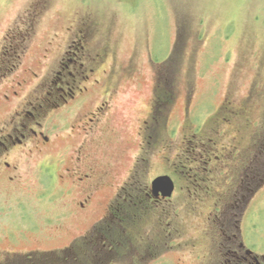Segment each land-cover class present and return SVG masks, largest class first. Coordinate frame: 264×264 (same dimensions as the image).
<instances>
[{"label": "rangeland", "instance_id": "374dc122", "mask_svg": "<svg viewBox=\"0 0 264 264\" xmlns=\"http://www.w3.org/2000/svg\"><path fill=\"white\" fill-rule=\"evenodd\" d=\"M43 6L45 9L38 16L34 15L35 10L41 11ZM80 24L81 29L90 27L85 49L75 48L78 37L75 39L74 33ZM11 34H24L25 51L22 53L21 48L17 54L15 46L7 47L0 53V66L10 56L16 69L9 75L8 84L26 80L18 86L24 87L19 92L25 100L33 96L34 88L44 78L56 75L61 66H70L67 72L83 62L85 68L96 66V70L88 82L81 78L76 83L62 75L59 78L64 82L59 81L51 90L47 88L46 94H53L52 101L58 97L62 86L66 90L75 86L76 92L87 87L72 99L74 103L62 101L58 108H48L50 116H46L44 127L40 129L47 133L54 131L50 133L53 136L59 134L53 144L42 152L33 153L21 147L17 153L19 158L12 161L18 168V177L10 179L8 173L0 174V264L9 261L44 263L58 260L62 254H68V260L79 259V255L74 256L65 249L76 237L91 232V225L103 224L104 214L109 218L114 189L96 194L90 208H78L77 201L83 200L85 194L83 183L88 181L81 185L71 182V178H61L66 174L64 167L71 166V157L79 142L78 136L70 135L74 120L89 115L105 100H112V115L103 126L106 133L101 132L90 150L98 165L119 161L112 181L121 185L142 151V120L152 108L158 91L156 80L164 72L175 85L176 98L168 110L162 138H169L173 145L167 150L161 140L150 149L147 168L148 175L154 178L152 182L167 170L176 171L172 173L177 184L175 204L183 205L184 196L192 194L191 183L197 171L188 168L201 163L204 154L201 147L180 152L182 135L194 130L211 132L214 114L227 94L232 96L235 107L245 108L234 119V126L226 129L222 136L225 143L234 141L235 130L232 133L230 130L240 129L234 142L240 147L234 159V164L238 165L234 167V176L240 180L241 175H250L246 166L251 160L259 168L264 165V157L257 152L253 156L255 151L251 150L264 142V0H0V50L4 49L5 37ZM101 49L107 50L105 62L93 64L90 55ZM111 71L110 79L108 72ZM54 80L58 81V77ZM20 104L18 100L15 106L5 104L0 97V126ZM188 125L193 130H185ZM178 152L180 156L176 157ZM162 156L168 157L167 164ZM48 162L44 170L43 164ZM188 174L190 180L185 178ZM63 181H67L65 184L69 187L63 185ZM250 181L257 184L256 190H250L246 181L248 184L245 183L238 194L237 209L239 216L244 217L243 232L250 236L256 251L264 252V178ZM22 203L23 210L19 207ZM211 203L203 206L201 214L193 216L188 212L190 218L183 215L179 219L181 223L185 219L188 230L185 239L193 233L191 240L198 241L197 252L208 246L210 237L203 229H212L208 219ZM8 206L12 209H3ZM22 211L32 221L23 219ZM119 223H104L110 226V231L105 238H96L101 246L93 245L92 252L98 254L107 252V244L118 248L111 251L113 254H105L108 256L102 259V264H123L124 260H129L125 248L118 243L120 235L112 234L120 233ZM93 232L89 234L90 239L97 236ZM174 251L173 254L165 252L163 258L172 264H177V258L181 257V264H205V259L195 257L186 245ZM65 257L62 259L67 260ZM83 259L98 264L88 255Z\"/></svg>", "mask_w": 264, "mask_h": 264}, {"label": "flooded vegetation", "instance_id": "af4514ba", "mask_svg": "<svg viewBox=\"0 0 264 264\" xmlns=\"http://www.w3.org/2000/svg\"><path fill=\"white\" fill-rule=\"evenodd\" d=\"M45 7L43 6L41 11L39 9L35 10L34 15L38 16ZM31 25L33 26V23ZM82 25H86V23ZM89 28L81 29L80 24L78 30L74 33L75 39L78 37L77 44L75 40L72 41L76 44L75 48L85 49L84 42L88 47L90 39ZM5 38V50L7 47L11 49L16 46L15 53L18 54L21 48L23 50L22 53H24L25 48L23 49V45L26 42L24 34H11L9 38L8 36ZM8 40L12 41L9 42ZM22 53L19 57L22 56ZM89 53L87 52V55ZM73 55H76L75 51ZM106 55L107 50L101 49V51L91 54L90 57L93 64H101L105 62ZM12 63L9 56L3 66H0L1 102L13 104L12 106L16 105V100L21 103L12 116L0 126V174L8 173L10 179L18 177L16 174L18 168L12 161L19 158L17 153L21 147H24L25 152L33 153L36 150L42 152L59 137L58 133L55 136L50 134L54 132L52 130H48L50 133H47L40 129L44 127L46 116H50L47 114L48 108H58L61 106L60 103L62 101L69 104L73 101L72 99H76L79 92L87 89V87L79 88V92H76L75 86L68 87L67 90L62 86L59 89L60 93L58 97L51 101L53 94L52 92L46 94L47 88L51 90L59 81L64 82L62 78H59L62 75L76 83L81 78L83 81L88 82V79H91L92 74L96 70V66H86L85 68L83 62H80L81 65L72 70L69 69L67 72L66 70L70 66L67 64V66H61L56 75L50 79L44 78L41 84L36 89L34 88L36 93L32 92L33 96L25 100V98L20 96V92L24 87L20 88L18 86H22L26 80H18L16 83L8 84L9 75L16 69V66H12ZM36 74L33 73L34 76L38 75ZM108 76L111 79L112 71L108 72ZM55 77H58V81L54 80ZM167 77V72H164L156 80L158 83L157 95H155L154 103L148 116L142 120V151L135 160L130 173L126 176L127 178L121 182V185L112 181V174L116 172V164L118 165L119 161L118 163H116L117 161L115 163L109 162L106 166L98 165L95 156L90 150L91 145L101 137L103 126L112 115L114 109L112 100H105L100 105H97L94 111L89 112V115L78 116L74 120L75 124L72 125V133L70 135L78 136L79 142L74 155L71 157V166L66 165L64 167L66 174H62L61 178H71V182L76 184L88 181L83 183L85 184L82 188L83 192H85L83 200L77 201L78 208L82 210L90 208L96 194H100L104 189H114V194L110 198L111 203H114L111 204L109 218H107L108 215L105 216L104 214L101 220L103 224L97 223L91 225L90 229L92 228V231L89 233L85 232L83 235L76 237V240L72 241V245H67L65 252L71 251L74 256H78L79 251L84 250L86 254H91L90 257L96 260H93V263L98 261V264H102V259L106 260L108 256L105 254H113L112 252L117 247L114 244L112 247H110L111 245H106L105 250L107 252L98 254L95 251L92 252V249L95 250L93 245L96 243V245L101 246V244H98L96 238H103V236L105 238L106 233L110 231V226L104 223L119 221L121 234L119 233L120 239L118 243L125 248L126 256H129V260H124L123 264H170L171 261L163 258L162 255L167 251L173 254L174 250L180 249L185 245L191 249V252L195 253V257L197 256L202 260L205 259V264H264V252L256 251L250 236L245 235V232H243L242 220L244 217L239 216L237 209L239 192L244 189V184H248V182L250 190H256L255 186L257 184H254L250 180H255L256 177L258 179L264 178V176H258V174L264 173V165H262V168H259V165H255L254 161L251 160L246 166V170L249 172L245 170L250 175H241L240 180L237 175L234 176V167H238L237 164H234V159L240 150L238 144L234 142L240 135V129L230 130V133L235 130V135L232 139L234 141L225 143L222 141V136L226 134V129L234 126V119L245 108L235 107L232 96L227 94L217 112H215V116H211V118L213 117L211 132L206 133L205 130L203 132L194 130V132H185L182 135L179 146L180 152L182 150L190 152L191 148L193 151H196L198 147H201L204 152L201 163L188 168L191 171L197 172L194 174L196 177L195 181L190 182L193 192L190 195L184 196L186 198L184 204L179 206L177 202L176 204L174 203L177 184L172 175V173H176L173 168L163 173L172 177L174 181L173 193L167 196L161 190H154L152 182L154 178L148 175L147 168L149 151L160 143L161 140H163V144L166 143L167 150L173 145L169 138H162V131L166 127L167 117H169L168 110L176 98L175 85L169 82L170 79L168 80ZM110 79H107V81ZM96 81L99 82L100 80ZM65 83L69 84L70 82ZM169 87H172V90ZM39 117H41L40 121L38 120ZM77 126H79V129H76ZM224 127L225 129H223ZM187 129L193 130V127L188 125L185 127V130ZM110 130L114 131L115 129L110 128ZM103 132L104 134L106 133L105 131ZM30 144L34 145V147H31ZM251 150L255 151L253 156L257 152V155L264 157V142L257 144L256 148H252ZM180 152L177 153L176 157L180 156ZM162 158L167 164L169 161L168 157L162 156ZM69 159L70 157L67 161ZM48 165L49 162L43 164V169L45 170V167ZM188 177H190L189 174L185 176L186 179ZM245 177H247L246 180ZM188 180L190 179L188 178ZM48 182L50 183V180ZM66 182L63 181L62 184L68 185L65 184ZM246 187L247 189L249 188L248 185ZM68 191L70 193V189ZM40 195L42 194L40 193ZM211 201L212 207L208 219L212 225V229H203L204 234L210 237L208 239V246L204 250L197 252L198 241L191 240V236L194 235L193 233H190L188 238L185 239L188 233L185 219L182 223L179 219L183 218V215L185 218H190L191 214L193 216L201 214L203 206H209ZM19 207L23 210V203ZM3 209L10 210L12 208L8 206V208L3 207ZM104 210L106 213L108 205ZM25 212L22 214V218L28 222L32 221L27 217ZM19 214L15 213L16 216ZM146 224L152 229L146 226ZM93 231H95L97 236L94 235L90 239L89 234L94 233ZM81 240L82 242H79ZM205 240H207L206 236ZM64 256L67 258L69 255H60V257ZM182 259V257L177 258L178 262L175 261V263L181 264Z\"/></svg>", "mask_w": 264, "mask_h": 264}, {"label": "trees", "instance_id": "16d2710c", "mask_svg": "<svg viewBox=\"0 0 264 264\" xmlns=\"http://www.w3.org/2000/svg\"><path fill=\"white\" fill-rule=\"evenodd\" d=\"M3 46H4V49L0 50L1 52L2 51H6L5 50V46H6L5 42H4ZM115 233H116L115 235H119L117 232H115ZM110 247H112V245ZM80 253H82L81 256H80ZM108 254H110V253H108ZM87 255L91 256V254H87ZM87 255H86V253L83 250V251L79 252V259H73L72 258V260H68V259L66 260V259H62L64 257H60V259H58V260H53V261H49V262L46 261L44 263L43 262L39 263V262H35V261H30V262H28V261L27 262H24V261H22V262L21 261H9V262H5L4 264H90V263H88L87 260L83 259V258H86ZM97 263H98V261H97Z\"/></svg>", "mask_w": 264, "mask_h": 264}, {"label": "water", "instance_id": "95a60500", "mask_svg": "<svg viewBox=\"0 0 264 264\" xmlns=\"http://www.w3.org/2000/svg\"><path fill=\"white\" fill-rule=\"evenodd\" d=\"M153 186L155 190L159 188L164 191L165 195H171L174 189V182L169 175H163L153 181Z\"/></svg>", "mask_w": 264, "mask_h": 264}]
</instances>
